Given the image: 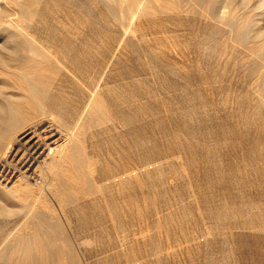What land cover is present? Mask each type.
Segmentation results:
<instances>
[{"label":"rangeland","instance_id":"rangeland-1","mask_svg":"<svg viewBox=\"0 0 264 264\" xmlns=\"http://www.w3.org/2000/svg\"><path fill=\"white\" fill-rule=\"evenodd\" d=\"M236 2L242 0H228L232 7ZM211 3L207 11L195 1L190 12L150 15L154 24L149 20L138 32L106 26L100 2L93 10L89 0H0V26L19 41L28 40L30 30L42 42H105L99 50L64 51L87 82L103 76L108 86L112 118L88 131L89 151L98 158L91 178L104 169V179L131 161L133 134L140 168L153 160L151 171L141 172L136 201L126 184L107 190L111 202L74 203L87 215L79 220L72 213L66 233L74 264H264V39L255 47L246 38L248 26L221 23ZM117 41L123 50L116 62L109 45ZM72 82L79 87V78ZM114 193L122 204L119 221L111 216ZM21 219L0 214V264H23L7 252L8 234Z\"/></svg>","mask_w":264,"mask_h":264},{"label":"bare ground","instance_id":"bare-ground-1","mask_svg":"<svg viewBox=\"0 0 264 264\" xmlns=\"http://www.w3.org/2000/svg\"><path fill=\"white\" fill-rule=\"evenodd\" d=\"M17 1L19 2V0ZM97 1L102 5L103 23L106 26L115 29L124 28L128 29V31L129 29L133 30L134 28H138V32L141 26H143V24L146 25L147 21L150 20H147L150 15L171 14L176 11L190 12L194 9L195 1L196 5L206 4L207 11L212 4L211 0H89L91 9L96 7V3H99ZM236 4H239V6L235 5L232 7L229 5L228 0H213V5L216 8L215 17H217V20L221 23L232 27L236 24H238V26L247 25L251 35L247 32L248 36L246 35V38L253 41L251 43L256 44V47L263 42L261 39H264V0H242V2H236ZM28 7H30V5H28ZM22 23L19 22L18 26ZM150 23L154 24L151 20ZM1 26L0 214L6 217L7 215L15 213L16 218H22L16 226L15 231L8 234L12 244L9 245L8 248L6 246L7 252L11 256H16L15 260L23 264H74V259L71 254L74 246L69 242L66 233L68 234V231H71L73 227L72 213L76 212L79 220L87 216L83 208L81 207L82 209H78V204L74 206V203L79 200L81 203L82 200V203L86 204V202H88L87 200H96L100 201L101 204V200L103 199L105 202H111L105 195L107 190L110 192L112 189H120L122 185L124 186L126 184L130 185L128 189L131 190L128 196L129 200L132 202L136 201L138 197L135 189L136 185L139 184L141 172H150L152 166L151 162L153 160L148 161V163L146 162L147 164H144V168H140L137 161L138 155H136V149L138 148L136 144L137 137L133 134L130 145L131 161L128 164L124 163V166L121 164L118 170L114 169L116 172H110L112 173L110 174L112 177L105 176V174L104 179L100 178L101 175H103L102 172H105L103 169L104 171L101 170L99 178H91V175L94 173L95 169H97L98 162L96 163V161L98 158L95 160L93 154L89 151L88 131L95 123H102L111 117V110L108 108V86L106 81H103V76L96 81L87 82L84 76L86 74L83 73V71L81 72L83 75L78 74L79 70H76L74 66L72 67L71 64H69L70 62L68 61L71 60V55L68 53L70 52L67 53L64 51L67 47L68 49H76L78 47L82 49V47L87 46H93L95 47L94 49L99 50L102 49L103 46H106L104 44L105 42H95L94 44L88 42H69L70 40L68 42L66 40V42L62 41V43L42 42L41 40L39 41L36 34L32 33L30 30L25 32L28 34L29 39L19 41L17 38L15 39V32L10 31V29H8L9 27L1 28ZM240 28L241 27H239V29ZM19 30L22 31V27ZM24 30L23 28V32ZM234 37L236 39V36ZM121 43L122 42L115 44L114 42L115 45H109L112 49V58L116 62L119 61L118 55L119 52H121L120 50H123V48L121 49ZM79 49L80 48H78V50ZM82 52H79V54L84 53ZM109 59L110 62L113 60L111 58ZM106 68H108V65ZM133 73L135 74V72ZM78 78L80 80V85L79 87L77 86L78 88H75L72 81ZM131 78L136 79L133 77ZM116 79L118 80V78ZM117 82L121 84L119 83L121 82L120 80ZM132 82L135 83L134 80ZM135 85L132 86L135 87ZM116 87L119 90V86ZM133 98V100L137 99L135 97ZM131 106L133 107V105ZM133 109L137 111L136 108L133 107ZM132 111L133 110H131V112ZM136 114L135 111L130 114L132 115V125L135 130ZM113 116L115 115L113 114ZM101 161L99 163H101ZM103 165H105V162ZM182 167L184 166L182 165ZM141 181L142 180H140V182ZM113 195L115 196L116 194L114 193ZM112 198H114V201L121 200H115L116 196ZM118 201H116L117 204L111 212V216L115 221H119L123 216L118 213V210L121 208L118 210L116 209L122 205L120 203L119 205ZM213 210L215 211V209ZM17 215H19V217H17ZM101 229L104 230V228ZM4 235L3 237H5ZM6 238L9 239L7 236L5 239ZM58 239H60L61 242H59ZM186 241H188V239H186ZM79 250L81 252V247H79Z\"/></svg>","mask_w":264,"mask_h":264}]
</instances>
